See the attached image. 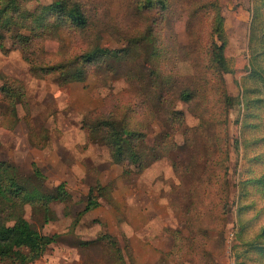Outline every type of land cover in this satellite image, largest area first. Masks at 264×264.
Returning <instances> with one entry per match:
<instances>
[{
    "label": "rangeland",
    "instance_id": "obj_1",
    "mask_svg": "<svg viewBox=\"0 0 264 264\" xmlns=\"http://www.w3.org/2000/svg\"><path fill=\"white\" fill-rule=\"evenodd\" d=\"M82 1L95 24L88 34L62 30L44 40L43 62L84 54L94 39L127 49L122 59L65 81L58 72L34 75L11 36L8 52L0 49V87L18 80L27 95L14 114L0 91L1 172L57 197L49 211L24 207L32 226L59 235L29 264H121L117 249L127 264H264V110L248 115L244 105L255 88L264 96L249 77L256 58L264 66V0H162L163 11L149 0ZM219 17L231 73L214 58ZM156 22L158 51L142 39ZM156 89L169 105L157 102ZM184 89L197 92L193 103L181 100ZM116 108L147 135L142 166L119 165L91 141L87 121ZM169 110L181 111L178 122Z\"/></svg>",
    "mask_w": 264,
    "mask_h": 264
},
{
    "label": "trees",
    "instance_id": "obj_2",
    "mask_svg": "<svg viewBox=\"0 0 264 264\" xmlns=\"http://www.w3.org/2000/svg\"><path fill=\"white\" fill-rule=\"evenodd\" d=\"M31 1L0 0V49L8 52L6 39L11 36L12 45L20 50L25 61L30 64L34 75L44 77L47 74L58 72L62 80L84 81L91 67H100L104 62L120 60L128 52L127 49L104 47L94 39V44L84 54L63 60L55 65L44 63L41 58L45 51L44 40L55 38L62 30L70 31L75 35L88 34V30L95 24L94 20L97 15L93 13L95 9L93 11L88 9L89 4L82 0H54L49 5H39L33 11L28 9V4ZM154 4H158L161 11L166 9L162 0H149V7L154 6ZM253 18L255 20L254 15ZM157 23L150 25L142 36V39L146 37L145 42L151 48L153 47L154 51H158L159 48V40L155 37V25ZM251 25L253 28V20ZM217 28L216 32L219 33L218 40L221 44L215 45L214 58L220 68L226 73H231L230 61L225 55L227 39L223 36L222 17L218 18ZM76 66L79 68L76 69ZM252 72L249 77L260 81L264 86V66H260V61L257 58ZM246 90L249 89L246 88ZM255 90L256 96L246 93L244 97V105L248 115H253V110L256 108L264 110V96L257 95L258 88ZM0 91L2 98L8 102L14 114L19 103L25 106L27 95L25 87L20 81L7 79L0 87ZM156 92V99L159 104H170L166 91L156 89ZM179 95L182 101L193 103L197 97V92L184 89ZM141 98V104L145 105V99L143 96ZM148 103L154 105V99L148 97ZM168 112V120L171 123L178 122L182 117L181 111L169 110ZM94 118L96 119L94 122L88 123L87 121L86 123L92 142L98 141L105 144L109 148L113 161L119 165L125 167L133 162L141 166L144 164L145 150L148 149L145 140L147 135L132 127L126 113L124 114L118 108L108 109ZM3 165L5 164L0 163V201L5 205L0 213V260L9 261L13 264L33 263L45 254L50 244L56 241L59 235L42 234L24 217V207L27 203L34 207L42 204L45 210L49 211L51 209L50 204L57 197L30 190L25 186L27 184L21 180L8 179L6 174L1 172ZM59 188L64 189L63 185H60ZM92 205L93 203L90 202L85 207L84 213L93 208ZM45 221H48V216ZM261 236H264V231ZM112 242L118 246L116 242ZM258 248L253 247L252 249L258 250ZM117 254L121 264H127L124 254L118 249Z\"/></svg>",
    "mask_w": 264,
    "mask_h": 264
}]
</instances>
